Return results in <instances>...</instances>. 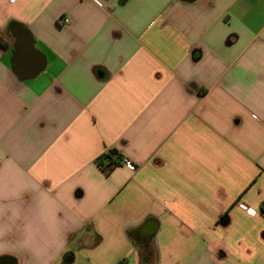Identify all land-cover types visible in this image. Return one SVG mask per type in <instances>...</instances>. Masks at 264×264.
Returning <instances> with one entry per match:
<instances>
[{"label":"crops","instance_id":"1","mask_svg":"<svg viewBox=\"0 0 264 264\" xmlns=\"http://www.w3.org/2000/svg\"><path fill=\"white\" fill-rule=\"evenodd\" d=\"M0 264H264V0H0Z\"/></svg>","mask_w":264,"mask_h":264},{"label":"trees","instance_id":"2","mask_svg":"<svg viewBox=\"0 0 264 264\" xmlns=\"http://www.w3.org/2000/svg\"><path fill=\"white\" fill-rule=\"evenodd\" d=\"M115 150L110 149L106 153L100 156L98 158V162L102 164V160H105V164H102L105 168V170H109L112 165L117 161L116 157L113 155Z\"/></svg>","mask_w":264,"mask_h":264},{"label":"built area","instance_id":"3","mask_svg":"<svg viewBox=\"0 0 264 264\" xmlns=\"http://www.w3.org/2000/svg\"><path fill=\"white\" fill-rule=\"evenodd\" d=\"M69 21V18L66 16H60L59 22L61 24H66ZM123 163L127 165L128 167H133L132 162L128 159H123Z\"/></svg>","mask_w":264,"mask_h":264}]
</instances>
